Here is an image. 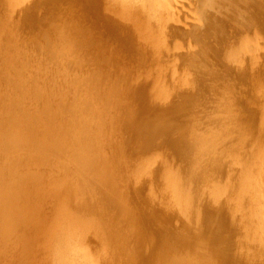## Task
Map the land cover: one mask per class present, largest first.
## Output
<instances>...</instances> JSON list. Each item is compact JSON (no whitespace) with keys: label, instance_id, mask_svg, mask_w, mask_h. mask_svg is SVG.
I'll use <instances>...</instances> for the list:
<instances>
[{"label":"rangeland","instance_id":"374dc122","mask_svg":"<svg viewBox=\"0 0 264 264\" xmlns=\"http://www.w3.org/2000/svg\"><path fill=\"white\" fill-rule=\"evenodd\" d=\"M140 1L0 0V264H264V0Z\"/></svg>","mask_w":264,"mask_h":264},{"label":"bare ground","instance_id":"6f19581e","mask_svg":"<svg viewBox=\"0 0 264 264\" xmlns=\"http://www.w3.org/2000/svg\"><path fill=\"white\" fill-rule=\"evenodd\" d=\"M108 1H109V0H107V2H108ZM113 1H114L117 5H119L120 7H123V5L125 6V8H124L123 10H122V9H117V8H115V7H117L116 4H115L114 6L111 5V8H112L113 12L116 13V11H117V13H119L120 18H121V17H126V16H127V21H128V19H129L130 17H132V16H129V15H131V12H133V10H135V9L139 10V9L142 8V7L139 6V4L141 3L140 0H113ZM143 1H144V0H142V4H144ZM150 1H151V0H149V2H150ZM153 1H154V0H153ZM160 1H161V0H160ZM162 1H165V2H166V1H169V0H162ZM216 1H217V0H216ZM107 2H106V3H107ZM151 2H152V1H151ZM154 2H157L156 4L158 5V2H159V1L155 0ZM154 2H152V3H151L152 5H150V6H154V5H153ZM169 2H172V3L174 2V3H175V6H177L176 4L180 3L179 0H176V1H174V0L172 1V0H171V1H169ZM169 2H168V3H169ZM111 3H112V1H111ZM111 3H110V4H111ZM126 3H129V4H126ZM174 3H173V4H174ZM184 3H185V2H184ZM110 4L108 3L109 6H110ZM112 4H113V3H112ZM156 4H155V5H156ZM159 4H160V2H159ZM161 4H162V3H161ZM163 4H164V2H163ZM108 5H107V6L105 5V6L108 7ZM121 5H122V6H121ZM146 5H147V4H146ZM146 5L144 4V6H146ZM165 5H166V4H165ZM167 5H168V4H167ZM171 5H172V4H171ZM147 6H148V5H147ZM158 6H159V5H158ZM106 7H105V8H106ZM127 7L130 8V9H128ZM155 7H156V6H154V8H155ZM160 7H161V6L156 7V8H157V12H158V8H160ZM165 7H168V6H165ZM172 7H173V6H171V8H170L171 11H172ZM133 8H134V9H133ZM143 8H144V7H143ZM165 9H166V8H165ZM167 9H168V8H167ZM170 9H168V10H170ZM147 10H152L154 14L157 13L156 11H154L155 9H153V8L151 9L150 7H149V8L147 7ZM161 10H162L163 12H165V11L163 10V8H161V9L159 10V12H160ZM168 10H167V12H168ZM173 10H174V9H173ZM171 11H170V12H171ZM138 12H139V11H138ZM141 12H142V10H141ZM155 12H156V13H155ZM174 12H175V11H174ZM134 13H135V12H134ZM151 13H152V12H151ZM161 13H162V12H161ZM120 14H122V15H120ZM138 14H139V13H138ZM149 14H150V13H149ZM154 14H153V15H154ZM116 15H118V14H116ZM132 15H134L133 18H135V14L132 13ZM142 15H143V14H142ZM147 15H148V14H147ZM147 15H146V16H147ZM153 15H152V16H153ZM156 15H158V14H156ZM159 15L161 16L160 13H159ZM139 16H140V15H139ZM143 16H144V15H143ZM149 16H150V15H149ZM160 16H159V17H160ZM163 16H164V15L162 14L161 17H163ZM136 17H138V16H136ZM140 17H141V16H140ZM155 18H156V17H155ZM135 19H136V18H135ZM215 19H216V18H215ZM155 20H156V19H155ZM157 20H158V19H157ZM161 20H162V19H161ZM136 22H137V21H136ZM141 22H142V21H141ZM137 24H138V23H137ZM141 24H142V23H141ZM177 24H178V23H177ZM138 25H139V24H138ZM205 27H206V26H205ZM163 29H164V28H163ZM252 29H253V28H252ZM140 32H141V31H140ZM143 33H145V32H143ZM144 35H145V34H144ZM252 47H253V46H252ZM61 58H62V57H61ZM124 78H125V77H124ZM40 122H41V121H40ZM79 125H80V124H79ZM42 126H43V125H42ZM56 131H57V130H56ZM53 140H54V139H52V142H54L56 139H55L54 141H53ZM56 141H57V140H56ZM98 142H99V141H98ZM261 189H262V188H261ZM259 194H260V193H259ZM263 194H264V193H263ZM261 196H262V195H261ZM57 203H58V202H57ZM59 211H60V210H59ZM54 214H55V213H54ZM59 222H60V221H59ZM65 223H66V222L62 223V226L60 225V227L58 228V229H59V231H58L59 233H58V232H57V233H56V232H53L54 230H57V229H55L54 227H53L54 230H53V228H52L53 231H50V229H49L50 233H51V232L55 233V234H53V235H58V237H61V236H62V238H61L62 241L60 240L61 242H64V241H63V239H64L63 236L68 232V231H67L65 234H63V230H65V229H61L62 227H66V226H63V224H65ZM58 224H59V223H58ZM263 224H264V222H263ZM0 225H1V224H0ZM49 227H51V226H49ZM70 229H71V228H70ZM72 232H74V231H72ZM69 233H71V232H69ZM67 234H68V233H67ZM45 235H46V234H45ZM7 236H9V235H7ZM55 237H56V236H55ZM73 237H74V236H73ZM65 238H66V236H65ZM43 239H44V238H43ZM59 239H60V238H59ZM59 239H57V240H59ZM69 239H70V238H69ZM74 240H75V238H74ZM18 242H19V241H18ZM61 242H60V243H61ZM92 242H93V241H92ZM1 243H2V242H1ZM64 244H65V243H64ZM60 245H62V244H60ZM90 246H91V245H90ZM66 247H67V244H66ZM69 247H70V246H69ZM53 248H54V247H53ZM53 248H50L51 251H52ZM65 249H66V248H65ZM51 251H50V253H52ZM62 251H63V250H62ZM38 256H39V255H38ZM53 258H54V257H53ZM55 258H56V257H55ZM83 258H84V257H83ZM86 258H87V257H86ZM59 259H60V258H59ZM88 261H89V260H88ZM84 263H85V262H84ZM67 264H68V263H67Z\"/></svg>","mask_w":264,"mask_h":264}]
</instances>
